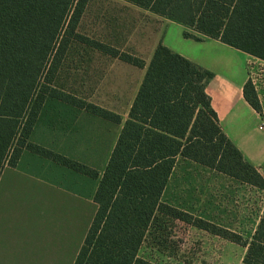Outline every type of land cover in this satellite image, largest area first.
Returning a JSON list of instances; mask_svg holds the SVG:
<instances>
[{"label":"trees","instance_id":"1","mask_svg":"<svg viewBox=\"0 0 264 264\" xmlns=\"http://www.w3.org/2000/svg\"><path fill=\"white\" fill-rule=\"evenodd\" d=\"M89 1L0 0V177L24 151L99 177L30 140L48 100L122 123L119 114L55 86L70 41H88L77 30ZM124 1L264 61V0ZM183 35L202 41L188 31ZM95 45L146 72L102 174L94 197L98 210L74 264H155L140 257L142 248L149 242L159 252L172 251L178 224L244 247V264H264V211L248 240L162 201L179 158L264 191V176L223 132L212 107L206 88L214 74L162 41L147 66L135 55ZM244 97L262 112L250 80Z\"/></svg>","mask_w":264,"mask_h":264},{"label":"crops","instance_id":"2","mask_svg":"<svg viewBox=\"0 0 264 264\" xmlns=\"http://www.w3.org/2000/svg\"><path fill=\"white\" fill-rule=\"evenodd\" d=\"M163 26L146 66L162 41L172 51L211 71L214 77L206 92L223 132L264 176V130H260L264 116L244 97V86L253 75L264 111V61L176 22L165 19ZM185 31L202 41L185 38ZM249 63L254 66L249 67ZM103 67L101 78L110 82L106 100L89 101L119 114L121 124L49 100L52 107L64 110L49 111V125L41 127L39 135L36 125L30 138L32 143L98 171L99 177L90 178L24 151L16 167H6L0 177V264L75 263L98 210L94 197L102 174L146 72V68L122 61Z\"/></svg>","mask_w":264,"mask_h":264},{"label":"rangeland","instance_id":"3","mask_svg":"<svg viewBox=\"0 0 264 264\" xmlns=\"http://www.w3.org/2000/svg\"><path fill=\"white\" fill-rule=\"evenodd\" d=\"M164 22L162 17L123 0H90L77 30L88 41H70L55 86L87 102H105L110 82L101 78L105 73L103 66L121 61L104 54L95 44L147 61ZM251 66L254 63H249ZM55 108L64 110L52 107L48 100L37 123V135L41 127L49 125V111ZM162 201L250 240L264 208V191L242 186L238 181L179 158ZM173 236L172 251L159 252L148 242L140 257L155 264H244V247L208 232L178 224Z\"/></svg>","mask_w":264,"mask_h":264},{"label":"built area","instance_id":"4","mask_svg":"<svg viewBox=\"0 0 264 264\" xmlns=\"http://www.w3.org/2000/svg\"><path fill=\"white\" fill-rule=\"evenodd\" d=\"M250 81L252 82V84H253V86H254V88H258V82H257V79L252 75L251 76V79H250ZM256 89H255V91H256ZM257 93V92H256ZM258 96V95H257ZM259 99V98H258ZM261 104V103H260ZM261 114L264 116V111H263V108H262V112H261ZM260 130H264V124L262 123L261 124V126H260Z\"/></svg>","mask_w":264,"mask_h":264}]
</instances>
